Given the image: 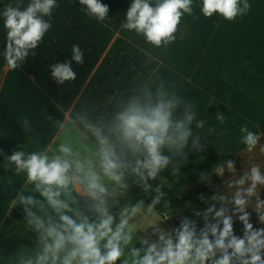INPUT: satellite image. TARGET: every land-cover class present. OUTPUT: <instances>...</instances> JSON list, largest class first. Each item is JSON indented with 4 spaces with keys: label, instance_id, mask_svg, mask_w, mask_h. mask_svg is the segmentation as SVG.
Instances as JSON below:
<instances>
[{
    "label": "clouds",
    "instance_id": "1",
    "mask_svg": "<svg viewBox=\"0 0 264 264\" xmlns=\"http://www.w3.org/2000/svg\"><path fill=\"white\" fill-rule=\"evenodd\" d=\"M78 3L86 17L106 22L109 6L102 0ZM59 7L60 0H12L0 9L6 33V47L0 51L3 68L16 72L35 57ZM199 7L205 18L215 14L236 22L248 15L252 4L200 0ZM125 16L123 30L161 51L184 39L183 17L199 19L194 0H130ZM142 56L122 90L60 109L62 119L41 114L52 129L50 137L42 138L45 125L37 126L33 115L19 114L35 146H19L10 155L0 149V167L22 178L23 190L12 203L14 209L22 208L24 221L37 234V246L24 247L7 261L0 257V264H264V227H254L248 211L264 225V164L256 162L258 155L264 156V133L251 130L248 123L239 127L238 156L247 154V167L237 172L228 159L229 147L213 172L220 178L229 174L223 191L210 200L199 197L208 205L203 212L192 209L202 227L197 219L172 213L164 177L169 181L168 174L181 172L179 162L205 151L208 137L223 147L229 129L218 132L199 118L198 107L180 94L177 83L159 73L158 55L149 51ZM84 57V50L73 44L70 60L50 66L53 80L59 85L75 81L72 62L83 65ZM215 119L223 123L225 117L217 114ZM134 187L150 203L134 200ZM174 215L180 217L178 226H161ZM237 220L242 236L234 233Z\"/></svg>",
    "mask_w": 264,
    "mask_h": 264
},
{
    "label": "crops",
    "instance_id": "2",
    "mask_svg": "<svg viewBox=\"0 0 264 264\" xmlns=\"http://www.w3.org/2000/svg\"><path fill=\"white\" fill-rule=\"evenodd\" d=\"M72 1L81 7L78 0ZM102 2L109 6L105 24L116 36L158 55L162 60L159 73L177 83L180 94L198 107L199 118L210 121L209 126H215L218 132L229 129L223 138V147L208 137L205 151L194 152L188 160L179 162L177 166H182L181 172L175 177L168 174V180H177L184 185L167 190L170 211L195 219L192 209L203 212L208 206L199 197L203 195L210 200L217 191H223L229 174L220 178L213 172L227 158L225 153L229 147L233 153L229 152L228 159L235 162L237 172L242 173L247 167V154L238 156L242 151L239 127L248 123L251 130L260 132L255 125L264 122V0H250L251 11L236 22L225 21L215 14L205 18L200 11V0H194L195 15L199 19L183 17L181 26H187L184 39L177 40L165 51L152 49L143 38L122 29L121 22L126 19L130 0ZM2 65L0 56V149L10 155L19 146L25 145L26 150L35 146L34 139L27 136L20 125V113L33 115L37 126L45 125L47 133L46 136L42 134V138H46L51 136L52 129L47 127L48 121L41 114L62 119V112L33 76L21 68L8 72ZM217 114L224 115L223 123L215 119ZM256 162L264 164V156L258 155ZM164 179L167 180L166 176ZM0 185H9L6 189L0 188V257L7 261L23 252L24 247L34 249L37 234L31 232V226L24 221L22 208L14 209L12 203L16 194L23 190L22 178L0 167ZM131 195L134 200L142 199L134 189ZM261 199H264V191ZM248 211L254 227H264L259 224L257 214L252 209ZM169 219L180 221L175 215ZM161 226L172 229L167 222ZM234 233L237 236L243 234V225L238 220L234 223Z\"/></svg>",
    "mask_w": 264,
    "mask_h": 264
},
{
    "label": "trees",
    "instance_id": "3",
    "mask_svg": "<svg viewBox=\"0 0 264 264\" xmlns=\"http://www.w3.org/2000/svg\"><path fill=\"white\" fill-rule=\"evenodd\" d=\"M9 3L12 0H2L0 9ZM52 23L53 28L36 51L35 57L30 56L21 69L35 78L37 85L60 109L122 90L132 74V67L139 65L143 59L144 50L125 38L117 37L114 30L105 23L97 24L86 17L81 7L73 1L60 0V7L54 13ZM5 39L3 22L0 21V51L6 47ZM73 44H78L84 50V64L78 65L73 61L75 81L59 85L51 76L50 66L70 60ZM260 132L264 133V122ZM165 181V187L168 188L165 191L173 187H184L177 180ZM158 183L154 182V186ZM133 189L146 203H150L148 198L142 196L139 188ZM157 210L162 211L159 207ZM195 219L198 226L202 227L203 221ZM179 222L171 219L167 221L172 228L178 226Z\"/></svg>",
    "mask_w": 264,
    "mask_h": 264
}]
</instances>
